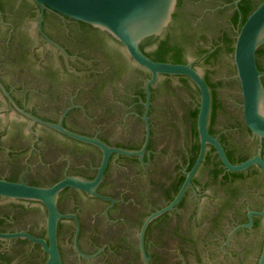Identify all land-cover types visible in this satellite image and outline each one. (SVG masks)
Masks as SVG:
<instances>
[{
    "label": "water",
    "instance_id": "1",
    "mask_svg": "<svg viewBox=\"0 0 264 264\" xmlns=\"http://www.w3.org/2000/svg\"><path fill=\"white\" fill-rule=\"evenodd\" d=\"M0 264H264V0H0Z\"/></svg>",
    "mask_w": 264,
    "mask_h": 264
}]
</instances>
